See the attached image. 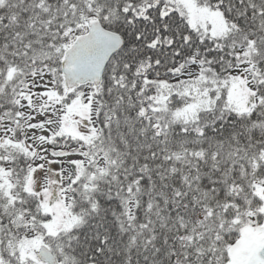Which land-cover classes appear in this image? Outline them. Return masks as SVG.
I'll list each match as a JSON object with an SVG mask.
<instances>
[{
  "label": "snow or ice",
  "instance_id": "obj_1",
  "mask_svg": "<svg viewBox=\"0 0 264 264\" xmlns=\"http://www.w3.org/2000/svg\"><path fill=\"white\" fill-rule=\"evenodd\" d=\"M0 264H264V0H0Z\"/></svg>",
  "mask_w": 264,
  "mask_h": 264
}]
</instances>
